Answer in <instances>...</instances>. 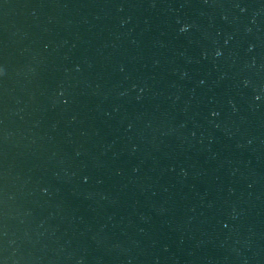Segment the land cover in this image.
Here are the masks:
<instances>
[{
  "label": "water",
  "instance_id": "95a60500",
  "mask_svg": "<svg viewBox=\"0 0 264 264\" xmlns=\"http://www.w3.org/2000/svg\"><path fill=\"white\" fill-rule=\"evenodd\" d=\"M0 264H264V0H0Z\"/></svg>",
  "mask_w": 264,
  "mask_h": 264
}]
</instances>
